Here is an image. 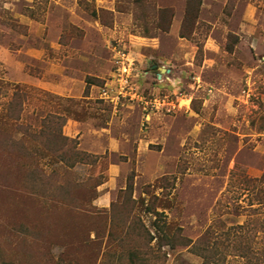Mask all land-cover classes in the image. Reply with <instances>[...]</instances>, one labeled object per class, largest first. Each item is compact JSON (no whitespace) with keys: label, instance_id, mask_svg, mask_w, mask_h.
Listing matches in <instances>:
<instances>
[{"label":"rangeland","instance_id":"374dc122","mask_svg":"<svg viewBox=\"0 0 264 264\" xmlns=\"http://www.w3.org/2000/svg\"><path fill=\"white\" fill-rule=\"evenodd\" d=\"M116 40L189 106L121 109L151 142L101 207L116 155L64 125L112 106L29 74L89 94ZM0 264H264V0H0Z\"/></svg>","mask_w":264,"mask_h":264},{"label":"crops","instance_id":"0c3cea01","mask_svg":"<svg viewBox=\"0 0 264 264\" xmlns=\"http://www.w3.org/2000/svg\"><path fill=\"white\" fill-rule=\"evenodd\" d=\"M59 43H56L58 46ZM27 54L32 60H43L42 55L45 49H40L36 46H31L26 50ZM171 71V70H170ZM26 76L28 77L27 73ZM31 80L38 85L54 89L64 95H74L84 99L102 100L99 97V85L91 83L89 94L85 93L87 82L81 83L77 91L70 90L64 87L62 83H52L44 80L41 77H35L29 74ZM105 79V77H104ZM106 102V101H100ZM108 103V102H106ZM109 104V103H108ZM98 115L89 116L87 119H72L67 121L64 125V130L67 134L77 136L79 139V148L89 153L116 155V160L109 162V179L107 184L109 189L101 193L96 199L95 204L101 207H108L111 203V188L117 181L120 173L124 171L125 167L130 165L133 156L140 159V156L148 148L151 139H144L142 130L138 128H128L123 126L129 113L125 110L122 113L115 114L113 109L96 108ZM101 110V111H100ZM100 111V112H99ZM105 112V121L99 122V114ZM118 117L120 125H115L114 119ZM105 183V184H106ZM107 185H103L105 188Z\"/></svg>","mask_w":264,"mask_h":264},{"label":"built area","instance_id":"2783aa9c","mask_svg":"<svg viewBox=\"0 0 264 264\" xmlns=\"http://www.w3.org/2000/svg\"><path fill=\"white\" fill-rule=\"evenodd\" d=\"M110 61V72L99 86V97L112 106L115 114L125 107L136 105L142 109L143 122H149L154 111H173L189 106L181 103L183 97L177 92L155 89L146 94L142 82L149 69L138 60L134 48L124 41L116 40L111 45Z\"/></svg>","mask_w":264,"mask_h":264},{"label":"trees","instance_id":"16d2710c","mask_svg":"<svg viewBox=\"0 0 264 264\" xmlns=\"http://www.w3.org/2000/svg\"><path fill=\"white\" fill-rule=\"evenodd\" d=\"M149 70H152L150 67H149ZM88 83H92L91 81H89ZM167 228V227H166ZM161 235H160V238L162 240H165V241H168L169 243H171L172 245L175 244V241L176 239L180 236L178 233H172L170 230H166L164 229L163 227H161ZM203 255V253H201Z\"/></svg>","mask_w":264,"mask_h":264},{"label":"water","instance_id":"95a60500","mask_svg":"<svg viewBox=\"0 0 264 264\" xmlns=\"http://www.w3.org/2000/svg\"><path fill=\"white\" fill-rule=\"evenodd\" d=\"M170 69H167L165 67L160 68L159 77L161 78L163 76V73H169Z\"/></svg>","mask_w":264,"mask_h":264}]
</instances>
